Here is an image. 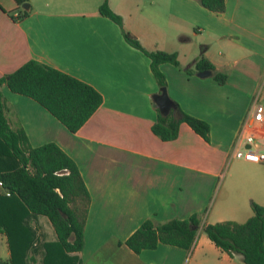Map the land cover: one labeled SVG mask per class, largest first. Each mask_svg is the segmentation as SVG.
Wrapping results in <instances>:
<instances>
[{
	"label": "crops",
	"instance_id": "obj_1",
	"mask_svg": "<svg viewBox=\"0 0 264 264\" xmlns=\"http://www.w3.org/2000/svg\"><path fill=\"white\" fill-rule=\"evenodd\" d=\"M100 2L26 0L22 7L0 0V76L32 59L101 95L92 114L70 132L34 100L0 86L9 127H20L30 147L56 144L73 160L88 192L83 246L66 254L76 256L78 264H245L200 229L189 249L159 243L135 253L124 241L145 219L160 223L196 213L201 223L243 222L251 215L250 201L264 204V163L231 154L240 121L257 87L264 85V0H223L222 12L197 0H107L123 29L144 49L176 53L178 66L159 65L165 92L184 112L209 124L208 142L183 122L173 140L151 132L158 88L149 59L98 13ZM18 8L27 15L13 19ZM201 47L214 69L225 73L223 84L184 71ZM236 99L238 113L220 109ZM224 166L231 185L238 175L240 189L227 190L225 199L207 211L206 185ZM21 225L32 236L25 264H42L44 244L56 240L49 221L26 213ZM9 257L0 231V264H10Z\"/></svg>",
	"mask_w": 264,
	"mask_h": 264
},
{
	"label": "trees",
	"instance_id": "obj_2",
	"mask_svg": "<svg viewBox=\"0 0 264 264\" xmlns=\"http://www.w3.org/2000/svg\"><path fill=\"white\" fill-rule=\"evenodd\" d=\"M204 8L222 12L223 0H197ZM18 5L26 0H15ZM13 19L24 17L27 10L18 8ZM100 15L107 17L121 30L123 39L141 51L149 59V70L156 82L158 93L165 89L162 63L178 66L175 52L146 50L139 41L122 27L121 18L101 0L97 7ZM184 68L187 73L208 70L210 77L223 84L226 75L214 69L202 54ZM11 92L26 96L46 109L68 131L75 132L101 103V95L88 84L57 69L29 59L13 71L0 76ZM167 114L156 107V118L150 126L151 132L162 141L173 140L178 126L185 123L204 141H209V124L184 112L167 96ZM5 104L0 93V182L9 195H0V231L7 239L10 264H25V252L32 236L28 228L21 225L26 213L43 215L49 221L56 240L44 244L42 264H78L74 255L83 246V225L89 195L71 160L56 144L48 142L30 147L24 131L11 128L4 115ZM251 215L243 222L222 220L201 223L198 214L192 213L184 219H169L154 223L143 220L125 239L124 244L133 252L155 248L157 244H168L189 249L200 229L220 250L238 253L245 264H264V204L250 201Z\"/></svg>",
	"mask_w": 264,
	"mask_h": 264
},
{
	"label": "built area",
	"instance_id": "obj_3",
	"mask_svg": "<svg viewBox=\"0 0 264 264\" xmlns=\"http://www.w3.org/2000/svg\"><path fill=\"white\" fill-rule=\"evenodd\" d=\"M231 148L234 158L264 163V104L259 101L258 93L240 121ZM4 195H9V192L4 190Z\"/></svg>",
	"mask_w": 264,
	"mask_h": 264
},
{
	"label": "rangeland",
	"instance_id": "obj_4",
	"mask_svg": "<svg viewBox=\"0 0 264 264\" xmlns=\"http://www.w3.org/2000/svg\"><path fill=\"white\" fill-rule=\"evenodd\" d=\"M151 7H154V6H151ZM188 46L189 45H187V47ZM213 48H215V51L217 50L215 45L211 43V47H210L211 51H214ZM263 84L264 83H262V85ZM256 93L259 94V101H262V103H264V85L257 87ZM219 106H220V109L222 110L225 109L226 112L232 111L236 114L240 111L241 102H239L237 99L232 102L224 101ZM226 170H227V167L225 168L224 166L223 169L221 170V173L218 174L217 177H213L211 181H208L206 185V191L209 192V198H208L207 209H206L207 211L209 210V208L216 207L223 201V199H225V192H227V190L229 192H238V189H240L238 184H236L240 181L237 178L238 175L235 177L237 181L233 185H231L228 182L230 177L228 175V171ZM0 195H4V190L2 188H0ZM185 263H186V260H185Z\"/></svg>",
	"mask_w": 264,
	"mask_h": 264
},
{
	"label": "water",
	"instance_id": "obj_5",
	"mask_svg": "<svg viewBox=\"0 0 264 264\" xmlns=\"http://www.w3.org/2000/svg\"><path fill=\"white\" fill-rule=\"evenodd\" d=\"M24 6V4L22 5V7ZM196 75L198 77H206L210 75V72L208 70H201V71H197ZM166 99H167V94L165 92V89L162 90L160 93H158L155 97H154V103L157 107V109L160 111V113H162L163 115L167 114V108H166Z\"/></svg>",
	"mask_w": 264,
	"mask_h": 264
}]
</instances>
